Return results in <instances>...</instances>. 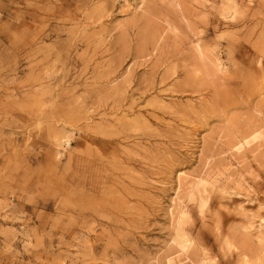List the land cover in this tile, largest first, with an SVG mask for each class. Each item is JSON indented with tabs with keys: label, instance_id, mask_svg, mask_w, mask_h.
<instances>
[{
	"label": "rangeland",
	"instance_id": "rangeland-1",
	"mask_svg": "<svg viewBox=\"0 0 264 264\" xmlns=\"http://www.w3.org/2000/svg\"><path fill=\"white\" fill-rule=\"evenodd\" d=\"M0 264H264V0H0Z\"/></svg>",
	"mask_w": 264,
	"mask_h": 264
}]
</instances>
